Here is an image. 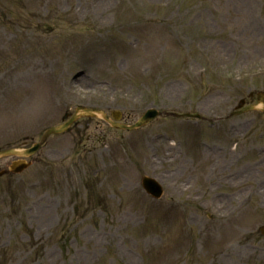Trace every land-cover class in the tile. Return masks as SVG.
<instances>
[{
	"label": "rangeland",
	"instance_id": "1",
	"mask_svg": "<svg viewBox=\"0 0 264 264\" xmlns=\"http://www.w3.org/2000/svg\"><path fill=\"white\" fill-rule=\"evenodd\" d=\"M260 89L264 0H0V149L79 104L126 123L150 106L225 117ZM262 226L258 110L132 131L84 118L0 177V264H264Z\"/></svg>",
	"mask_w": 264,
	"mask_h": 264
},
{
	"label": "water",
	"instance_id": "2",
	"mask_svg": "<svg viewBox=\"0 0 264 264\" xmlns=\"http://www.w3.org/2000/svg\"><path fill=\"white\" fill-rule=\"evenodd\" d=\"M157 114V111H151V112H149L148 113V115L146 116V117H144V118H142L140 121H138V123L136 124V125H134L133 127H136V126H140V125H142V124H144V123H146L152 116H154V115H156ZM72 122V121H71ZM71 122H69L65 127H67ZM55 131H56V129H55ZM57 131H58V129H57ZM39 145H40V143L39 144H36L32 149H28L27 151L25 150V151H21V152H32V151H34V150H36L38 147H39ZM18 152V150H15V149H10V150H6V151H2V152H0V155L1 154H11V153H17ZM30 152V153H31ZM152 181L151 180H149V183H151ZM152 184V183H151ZM157 194H159V193H157Z\"/></svg>",
	"mask_w": 264,
	"mask_h": 264
}]
</instances>
